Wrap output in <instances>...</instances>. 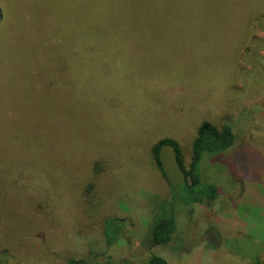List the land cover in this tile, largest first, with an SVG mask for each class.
<instances>
[{
    "label": "rangeland",
    "instance_id": "1",
    "mask_svg": "<svg viewBox=\"0 0 264 264\" xmlns=\"http://www.w3.org/2000/svg\"><path fill=\"white\" fill-rule=\"evenodd\" d=\"M0 8V264L264 261V0ZM92 10L108 13L100 40ZM137 11L142 24L118 26ZM205 122L229 125L236 143L202 159L217 200L186 205L153 148L173 140L188 168ZM171 215L172 243L151 250L154 225ZM107 219L124 221L109 250Z\"/></svg>",
    "mask_w": 264,
    "mask_h": 264
},
{
    "label": "trees",
    "instance_id": "2",
    "mask_svg": "<svg viewBox=\"0 0 264 264\" xmlns=\"http://www.w3.org/2000/svg\"><path fill=\"white\" fill-rule=\"evenodd\" d=\"M258 14V13H257ZM108 13L100 14L99 10H92L91 12V22H92V35L91 40H100V17L104 18ZM124 15V18L122 17ZM146 12L137 11L132 13L130 17L128 13H119V24L123 26H128L130 24L145 21ZM4 20V14L0 8V27ZM264 25V24H263ZM136 32V31H135ZM124 36V35H123ZM246 40V32L245 38ZM236 143V136L233 129L229 125L214 126L211 123H203L197 133V137L193 142L192 154L190 157V162L188 168L184 165L183 156L180 149L177 147L173 140H162L157 143L153 148L154 161L159 170L166 178L162 166L159 161V151L163 145L172 144L178 150V158L181 167L186 173L188 178L187 183L183 186L182 191L184 193V201L186 205L192 204H203L206 201L213 202L218 198V188L208 182L203 181L200 174L201 162L205 154H221L229 149H231ZM99 165L97 164L96 170H99ZM167 180V178H166ZM176 197L174 194H172ZM107 228L112 229L111 234L107 229L104 232V243L106 244V249L109 250L115 244H117L123 234V220L117 219H107ZM177 228V222L174 215L169 216L156 222L152 229L151 234V250L158 246L169 245L173 241ZM84 261L71 260L68 264H85ZM123 264H130L129 262H123ZM146 264H168V262L160 256L152 254ZM256 264H264V261L259 260Z\"/></svg>",
    "mask_w": 264,
    "mask_h": 264
},
{
    "label": "water",
    "instance_id": "3",
    "mask_svg": "<svg viewBox=\"0 0 264 264\" xmlns=\"http://www.w3.org/2000/svg\"><path fill=\"white\" fill-rule=\"evenodd\" d=\"M159 161L167 178L172 194L175 196L187 183V176L180 165L178 150L172 144L163 145L159 151Z\"/></svg>",
    "mask_w": 264,
    "mask_h": 264
}]
</instances>
